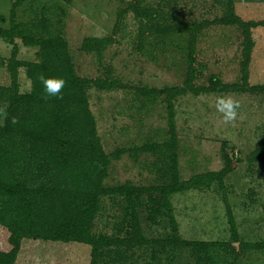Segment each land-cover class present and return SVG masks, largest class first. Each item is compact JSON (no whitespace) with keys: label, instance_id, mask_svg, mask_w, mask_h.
Wrapping results in <instances>:
<instances>
[{"label":"rangeland","instance_id":"374dc122","mask_svg":"<svg viewBox=\"0 0 264 264\" xmlns=\"http://www.w3.org/2000/svg\"><path fill=\"white\" fill-rule=\"evenodd\" d=\"M148 10L155 13L151 25L144 22V16H136ZM238 18L253 24L248 30L253 43L248 83L253 88L198 93L188 90L176 96L174 154L169 148L163 151L159 147L136 153L137 148L160 144L171 137L165 94L145 95V89L184 84L191 40L197 68L195 85H208L211 76L226 83L241 81L245 32ZM12 22L19 25L20 32L13 33V41L0 37V58L6 65L11 58L39 63L44 52L26 43L24 36L62 37L73 68L85 79L95 134L108 158L102 185L110 189L130 183L144 189L135 207L144 244L128 246L124 241L117 248L114 245L105 250L98 264H264V249L244 250L241 246L244 242H264V166L251 159L260 143L264 154V92L257 87L264 85V0H0V28L9 29ZM191 22L200 26L194 38L183 30ZM176 23V30L165 34ZM88 37L106 39L108 44L101 50H86L82 43ZM6 65L0 67L3 86H9L13 78ZM15 77L20 93L32 90L26 67L18 66ZM110 82L112 87L103 86ZM218 96L240 101L235 122L223 123L215 110ZM41 97L35 98L28 109L36 125L42 115L52 113L50 107L54 104ZM5 104L4 98L0 99V106ZM3 122L0 119V125ZM6 139L11 146L21 141L12 136ZM22 143H16L15 148ZM171 155L181 180L210 171L220 173L223 179L222 185L214 182L209 187L171 195L179 236L190 241H228L232 248L196 253L190 247L156 242L171 235L158 190L170 181L167 172ZM0 156V178L22 181L45 199L50 195L42 185L51 186L56 181L63 185L61 188L85 187L77 175L88 176L90 170L88 159L72 171L51 165L50 161L32 160L25 153L8 159ZM227 205L234 218L237 241L232 239ZM128 219L124 197L103 195L92 232L124 239L132 230ZM44 223L42 220L41 225ZM9 235L0 223V251L12 248ZM13 264H90V246L23 238Z\"/></svg>","mask_w":264,"mask_h":264},{"label":"trees","instance_id":"16d2710c","mask_svg":"<svg viewBox=\"0 0 264 264\" xmlns=\"http://www.w3.org/2000/svg\"><path fill=\"white\" fill-rule=\"evenodd\" d=\"M136 16H144V22L151 25L150 21L155 18V13H150L148 10L146 13ZM138 19L140 18L138 17ZM236 20L245 32L242 47L241 81L226 83L215 76H211L208 80V85H195L193 81L196 78L197 68L194 65L196 60L194 56V41L191 40L187 47L188 69L184 84L182 86H167L159 89L153 88L152 90L145 89V95L153 96L154 93L165 94L171 137L168 141L166 140L160 144H146L137 148L135 150L136 153L140 150L155 151L159 147L163 151L169 148L171 153L174 154L175 114L173 100L176 96L188 90L198 93L201 91H243L247 88H253L248 83V62L253 45L248 30L253 24L244 23L239 18ZM182 22L180 21L178 24ZM178 24L168 27L164 31L165 34L176 30L175 28ZM199 29L200 26L196 22L185 24L183 27V30L189 32L193 38ZM149 31H151V28ZM17 32H20L19 25H15L12 22L9 29L0 28V37H8L10 41H13V33ZM24 38L26 43L39 46L44 54L42 61L39 63L16 61L11 58L8 65H6L7 63L0 58V67L6 65L13 76L9 86L0 85V99L4 98L8 112V119H3L4 124L0 125V154L5 159H8L25 153L32 160L36 159L38 162L50 161L51 165L72 171H77L80 168L77 165L83 159H88L90 170L88 176L86 175L87 177L84 174L77 175L82 178L83 184H86L85 187L61 188L63 185L56 183V181L51 183V186L42 185L43 189L50 195L49 199L41 197L39 195L40 191H36V194L29 185L22 181L9 182L7 179L0 178V223L7 227L10 233L9 242L12 246L7 252L0 251V264H13L19 250V243L23 238H47L62 242L87 244L90 246V264H98L106 249L114 245L117 248L124 241L127 242L128 246L144 244L145 239L140 232L138 215L135 211L136 204L139 202L144 189L130 183L110 189L102 185V180L107 176L108 158L95 134L94 118L88 107L85 94V79L80 77L73 68L66 49V41L60 36L55 38L24 36ZM107 42L108 40L103 38L88 37L84 39L82 46L86 50H101L105 48L108 44ZM12 50L15 54V44H13ZM21 65L26 67L27 76L33 82L32 90L27 93H20L16 82L15 69ZM40 72L50 77H61L67 83L62 92L63 99L51 98L47 100V102L54 103L50 107L52 113L42 115L43 118L40 124L36 125L34 114H29L28 109L36 102L35 98L43 95V88L36 79L37 74ZM103 86L112 87L113 83L110 82L108 85ZM257 87L264 92V85ZM41 103L44 104L43 101ZM13 116L19 119V123L16 125L11 123V117ZM8 136L20 139L23 143L16 149V143L21 141H15V145L11 146L8 139H6ZM251 159L259 161L264 166L262 143L252 151ZM168 165L170 168L167 173L170 181L162 185L158 190L161 193V207L165 209L170 223L171 235L156 240V242L168 247H190L196 253H208L210 250L217 248H232L228 241H190L182 239L177 231L170 202L171 195L177 192H184L201 186L209 187L214 182L222 185V175L218 172L210 171L181 180L173 155L168 158ZM108 194H119L124 197L126 212L129 214L128 223H130L132 228L131 234L125 236L124 239L92 232L93 220L98 212L100 197ZM52 196L54 199H51ZM54 205L57 206V209H54ZM226 209L232 239L237 241V230L232 211L229 205L226 206ZM42 220H45L43 225H41ZM241 246L244 250L249 248L264 249V242H244Z\"/></svg>","mask_w":264,"mask_h":264},{"label":"clouds","instance_id":"9594fccd","mask_svg":"<svg viewBox=\"0 0 264 264\" xmlns=\"http://www.w3.org/2000/svg\"><path fill=\"white\" fill-rule=\"evenodd\" d=\"M36 79L43 88L42 99L47 101L51 98L63 99L62 92L66 85V80L61 77L46 76L43 72L37 74ZM241 103L239 100L231 96H218L215 100V110L222 117L224 124H231L239 117V109ZM0 119L7 120V106H0ZM11 123L16 125L19 119L15 116L11 117Z\"/></svg>","mask_w":264,"mask_h":264}]
</instances>
